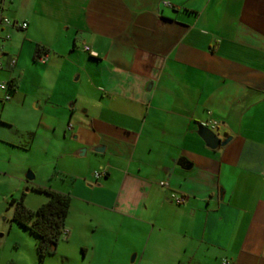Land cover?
Instances as JSON below:
<instances>
[{
	"label": "crops",
	"instance_id": "0c3cea01",
	"mask_svg": "<svg viewBox=\"0 0 264 264\" xmlns=\"http://www.w3.org/2000/svg\"><path fill=\"white\" fill-rule=\"evenodd\" d=\"M0 5L28 23L0 25V81L13 82L0 91V139L18 129L21 186L32 169L38 186L70 195V240L132 264H264V0ZM211 118L226 145L203 138Z\"/></svg>",
	"mask_w": 264,
	"mask_h": 264
},
{
	"label": "rangeland",
	"instance_id": "374dc122",
	"mask_svg": "<svg viewBox=\"0 0 264 264\" xmlns=\"http://www.w3.org/2000/svg\"><path fill=\"white\" fill-rule=\"evenodd\" d=\"M2 107L0 102V114L3 111ZM4 115L9 121L16 122L17 125L23 122L22 114L9 112L7 108ZM3 130L7 135H5L6 138L0 139V157L4 159L0 166L6 169L11 176H0V264H132L133 254L125 255L124 259L117 256V251L113 255L112 247L106 243L99 244V240H94L97 244L95 249L89 248L86 252L85 246L70 240L67 235H63L55 253L47 255L43 261L41 260L37 251V237L13 220L14 208L9 205V201L12 197L20 199L25 194L26 206L36 210L47 202L49 197L45 193L30 189L39 187V181L43 179L41 176L22 186L12 177L13 168L23 162L27 153L19 150L8 140L17 136L18 129L16 127H4ZM8 158H11L10 163H5ZM33 158L36 163H40L38 155L34 154ZM43 161L45 162H42L39 167L51 168L48 159ZM29 171L34 172L32 169ZM58 174L46 181L57 183L60 178ZM40 200H44V202H40Z\"/></svg>",
	"mask_w": 264,
	"mask_h": 264
},
{
	"label": "trees",
	"instance_id": "16d2710c",
	"mask_svg": "<svg viewBox=\"0 0 264 264\" xmlns=\"http://www.w3.org/2000/svg\"><path fill=\"white\" fill-rule=\"evenodd\" d=\"M38 48L37 56L42 54ZM10 82V87L13 82ZM38 192L48 195L49 199L36 210L25 204V194L20 199L12 198L9 205L14 208L13 220L28 229L37 237V251L44 258L56 252L57 245L64 235L66 219L70 211V195L49 187H36Z\"/></svg>",
	"mask_w": 264,
	"mask_h": 264
},
{
	"label": "built area",
	"instance_id": "2783aa9c",
	"mask_svg": "<svg viewBox=\"0 0 264 264\" xmlns=\"http://www.w3.org/2000/svg\"><path fill=\"white\" fill-rule=\"evenodd\" d=\"M12 1V0H11ZM1 7V5H0ZM0 25H9V26H15V27H19V28H23V29H26L28 27V23L25 22V21H18V20H13L7 16H4L2 14H0ZM85 50H89V47L88 46H85ZM92 55L94 56H97V54L95 52H91ZM48 59V55L45 54V53H42L38 56V60L41 61V62H46ZM16 58H11L10 60V64L12 66H15L16 65ZM0 67H2V63L0 62ZM10 88V82L9 81H5V80H2L0 81V91H3V90H8ZM11 98V96L8 94L5 96V99L6 100H9ZM203 126H206L212 130L214 129H217L220 127V121L215 119V118H211L209 120H207L206 122H203ZM106 169H101V170H96L94 172V175L95 177L97 178H100L104 175H106ZM176 202L178 204H182L186 201V198L184 196H176V195H173ZM68 234V230L65 229L64 230V235H67Z\"/></svg>",
	"mask_w": 264,
	"mask_h": 264
},
{
	"label": "water",
	"instance_id": "95a60500",
	"mask_svg": "<svg viewBox=\"0 0 264 264\" xmlns=\"http://www.w3.org/2000/svg\"><path fill=\"white\" fill-rule=\"evenodd\" d=\"M201 134L211 148L224 146L231 140V136L225 139H221L212 129L206 126L201 127ZM102 149H103L102 146L99 145V146H95L92 150L96 152H101ZM83 150H85V148ZM26 177L28 180H33L35 178V175L32 171H30L28 172Z\"/></svg>",
	"mask_w": 264,
	"mask_h": 264
}]
</instances>
